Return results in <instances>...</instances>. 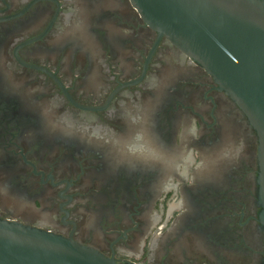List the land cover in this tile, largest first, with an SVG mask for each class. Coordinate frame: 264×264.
I'll list each match as a JSON object with an SVG mask.
<instances>
[{"label": "flooded vegetation", "instance_id": "obj_1", "mask_svg": "<svg viewBox=\"0 0 264 264\" xmlns=\"http://www.w3.org/2000/svg\"><path fill=\"white\" fill-rule=\"evenodd\" d=\"M257 154L130 0H0V221L120 264H264Z\"/></svg>", "mask_w": 264, "mask_h": 264}, {"label": "water", "instance_id": "obj_2", "mask_svg": "<svg viewBox=\"0 0 264 264\" xmlns=\"http://www.w3.org/2000/svg\"><path fill=\"white\" fill-rule=\"evenodd\" d=\"M144 22L203 66L258 136L264 225V0H130ZM0 264H120L73 239L0 221Z\"/></svg>", "mask_w": 264, "mask_h": 264}]
</instances>
